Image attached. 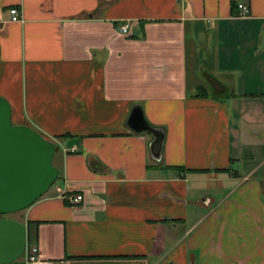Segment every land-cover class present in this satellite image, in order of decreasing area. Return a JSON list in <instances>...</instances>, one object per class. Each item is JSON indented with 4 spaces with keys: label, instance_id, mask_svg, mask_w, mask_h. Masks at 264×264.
Masks as SVG:
<instances>
[{
    "label": "crops",
    "instance_id": "crops-1",
    "mask_svg": "<svg viewBox=\"0 0 264 264\" xmlns=\"http://www.w3.org/2000/svg\"><path fill=\"white\" fill-rule=\"evenodd\" d=\"M238 2L0 0V97L55 145L15 219L43 260L264 264V0Z\"/></svg>",
    "mask_w": 264,
    "mask_h": 264
},
{
    "label": "water",
    "instance_id": "water-1",
    "mask_svg": "<svg viewBox=\"0 0 264 264\" xmlns=\"http://www.w3.org/2000/svg\"><path fill=\"white\" fill-rule=\"evenodd\" d=\"M126 126L135 134L150 135L151 154L159 159L163 132L146 122L140 106L133 107ZM54 153L53 142L30 127L11 123L10 105L0 97V264H11L24 252L25 226L7 216L25 210L54 185Z\"/></svg>",
    "mask_w": 264,
    "mask_h": 264
},
{
    "label": "built area",
    "instance_id": "built-area-1",
    "mask_svg": "<svg viewBox=\"0 0 264 264\" xmlns=\"http://www.w3.org/2000/svg\"><path fill=\"white\" fill-rule=\"evenodd\" d=\"M238 16H246L249 12L248 6L242 2L237 3ZM9 21L10 22H20L21 16L20 12L16 8H10L8 11ZM120 34L126 35L128 33V27L126 25H122L118 28ZM68 201L71 204H76L81 201V196L76 195L73 197H69ZM24 258V262L26 264H50L49 261L43 260L38 253V249L35 246L25 244L24 252L22 254Z\"/></svg>",
    "mask_w": 264,
    "mask_h": 264
},
{
    "label": "trees",
    "instance_id": "trees-1",
    "mask_svg": "<svg viewBox=\"0 0 264 264\" xmlns=\"http://www.w3.org/2000/svg\"><path fill=\"white\" fill-rule=\"evenodd\" d=\"M238 1L239 0H232V9H236L237 10V2ZM64 137H65V135L57 136L56 139L62 140Z\"/></svg>",
    "mask_w": 264,
    "mask_h": 264
},
{
    "label": "rangeland",
    "instance_id": "rangeland-1",
    "mask_svg": "<svg viewBox=\"0 0 264 264\" xmlns=\"http://www.w3.org/2000/svg\"><path fill=\"white\" fill-rule=\"evenodd\" d=\"M7 218L14 219V220L15 219H21V215H20V213H14V214L8 215Z\"/></svg>",
    "mask_w": 264,
    "mask_h": 264
}]
</instances>
